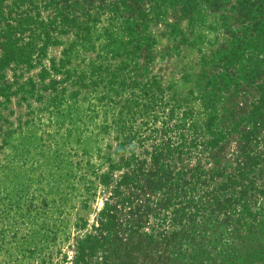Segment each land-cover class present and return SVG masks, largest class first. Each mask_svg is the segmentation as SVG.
<instances>
[{
	"label": "rangeland",
	"instance_id": "obj_1",
	"mask_svg": "<svg viewBox=\"0 0 264 264\" xmlns=\"http://www.w3.org/2000/svg\"><path fill=\"white\" fill-rule=\"evenodd\" d=\"M253 14L0 0V264H264Z\"/></svg>",
	"mask_w": 264,
	"mask_h": 264
},
{
	"label": "trees",
	"instance_id": "obj_2",
	"mask_svg": "<svg viewBox=\"0 0 264 264\" xmlns=\"http://www.w3.org/2000/svg\"><path fill=\"white\" fill-rule=\"evenodd\" d=\"M249 14V13H248ZM250 19L251 20H253V24L254 25H258L257 26V28H258V30L259 29H261L263 26H264V24L262 23V18H258L255 14H253L252 15V17H250ZM3 61H5V62H8V59H6V58H4L3 59ZM97 236L95 237V238H89L88 240H87V244L90 246V247H93L92 245H93V243H95V242H98V240H97ZM80 249H81V247H80ZM79 249V250H80ZM159 256H161V255H159ZM151 257H153V255H151V253H149V255L148 254H145L144 255V258L146 259V258H148V259H150ZM158 257V256H157ZM183 257H188V259L187 260H185V261H181L180 263L181 264H193L192 263V259L194 258V257H192V255H189V254H185Z\"/></svg>",
	"mask_w": 264,
	"mask_h": 264
}]
</instances>
